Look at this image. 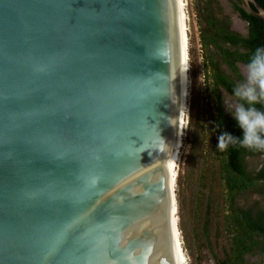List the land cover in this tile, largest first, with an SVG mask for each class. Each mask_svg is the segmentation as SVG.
<instances>
[{"label": "water", "instance_id": "obj_1", "mask_svg": "<svg viewBox=\"0 0 264 264\" xmlns=\"http://www.w3.org/2000/svg\"><path fill=\"white\" fill-rule=\"evenodd\" d=\"M181 50L177 0H0V264H181Z\"/></svg>", "mask_w": 264, "mask_h": 264}, {"label": "trees", "instance_id": "obj_2", "mask_svg": "<svg viewBox=\"0 0 264 264\" xmlns=\"http://www.w3.org/2000/svg\"><path fill=\"white\" fill-rule=\"evenodd\" d=\"M255 1L264 9V0ZM233 7L247 22V35L232 29L230 18L221 15L216 0H196L195 5L205 77L213 83L216 101L210 134L220 161L219 177L228 194V227L232 228L228 252L219 264H247V254L254 250L264 254V210L255 212L254 208L238 205V196L243 192L264 190L258 186L264 182V162L254 172L247 166L248 157L264 159V21L248 13L241 0H234ZM239 63L255 70L259 91L247 83ZM222 89L236 99L240 115L254 114L259 123L230 116L222 106Z\"/></svg>", "mask_w": 264, "mask_h": 264}, {"label": "rangeland", "instance_id": "obj_3", "mask_svg": "<svg viewBox=\"0 0 264 264\" xmlns=\"http://www.w3.org/2000/svg\"><path fill=\"white\" fill-rule=\"evenodd\" d=\"M233 1L216 0L222 8L221 15L230 18L232 29L247 35L248 24L233 7ZM185 4L190 44V82L183 144L175 176L177 217L188 264H219L228 252L232 228L228 227V194L219 177L220 161L214 153L210 134V120L216 112V101L212 91L213 83L205 77L195 11L196 0H185ZM239 69L247 83L259 91L255 70L243 63H239ZM221 95L223 109L230 116L259 123V118L254 114L240 115L238 102L225 90H221ZM263 162L262 157H248L249 171L259 170ZM258 186L264 188V182ZM238 205L254 208L255 212L264 210V190L254 188L243 192L238 196ZM245 259L247 264H263L264 254L254 250Z\"/></svg>", "mask_w": 264, "mask_h": 264}, {"label": "bare ground", "instance_id": "obj_4", "mask_svg": "<svg viewBox=\"0 0 264 264\" xmlns=\"http://www.w3.org/2000/svg\"><path fill=\"white\" fill-rule=\"evenodd\" d=\"M178 5V16L180 20V37H181V73H182V80H181V102H180V112H179V123L177 129V136L175 141V151H174V161L173 167L171 172V181L174 184L176 189V168L178 165L180 149L183 144V132H184V125H185V116L187 111V104H188V94H189V70H190V54H189V36H188V25H187V13H186V4L185 0H177ZM176 213L174 216V235L176 239V244L179 252V257L181 264H188V260L186 257V253L184 251L182 240H181V232L178 223L177 211H178V202Z\"/></svg>", "mask_w": 264, "mask_h": 264}]
</instances>
